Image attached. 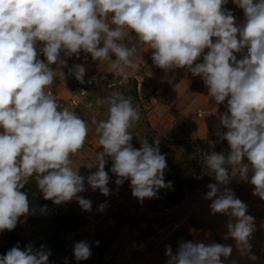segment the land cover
Returning <instances> with one entry per match:
<instances>
[{"label": "clouds", "instance_id": "9594fccd", "mask_svg": "<svg viewBox=\"0 0 264 264\" xmlns=\"http://www.w3.org/2000/svg\"><path fill=\"white\" fill-rule=\"evenodd\" d=\"M229 0H0V232L12 231L30 212L28 193L32 180L44 200L60 205L76 200L90 212L92 201L80 194H110L115 184L130 181L138 202L158 198L165 182L166 156L159 141L139 137L133 146L132 130L140 112L132 97L113 91L98 105L107 117L91 124L102 150L87 177L73 156L85 145L89 125L80 115L61 108L50 91L55 80L65 78L67 60L90 54L93 61L110 62L117 76L127 81L138 67L135 39L152 49L153 64L167 71L183 69L199 77L215 104H224L216 135L226 140L227 154L210 152L204 164L215 183L207 185L205 199L212 214L229 217L227 237L244 252L251 251L254 218L247 205L228 185L234 180L254 186L253 195L264 201V0H231L244 14L242 22L225 7ZM43 55L44 60L40 59ZM239 54V58H238ZM202 61V62H201ZM55 66V68L53 67ZM69 73L83 84L86 68L75 64ZM245 159L247 162H245ZM251 174V175H250ZM107 205L102 203L98 211ZM234 221V222H233ZM99 245V241L95 242ZM92 245H73L76 261L91 257ZM230 245L181 241L173 253L166 245V264H223L232 254ZM46 245L19 243L0 255V264H50ZM250 259L256 260L255 255ZM67 264V258H65ZM232 264H237L232 261Z\"/></svg>", "mask_w": 264, "mask_h": 264}, {"label": "crops", "instance_id": "0c3cea01", "mask_svg": "<svg viewBox=\"0 0 264 264\" xmlns=\"http://www.w3.org/2000/svg\"><path fill=\"white\" fill-rule=\"evenodd\" d=\"M225 7L233 12L238 22L243 21V11L232 4L231 0ZM126 43H128L129 47L136 49L134 60L138 65L135 71L129 70L132 72L129 78H134L138 74L143 76L139 99L143 104H146L147 121H155V125L151 124L153 127L162 129L170 137L177 140H213L218 138L216 135L217 130L226 131L220 126L219 120V117L226 111V101L224 104H215L212 98L208 96V90L199 77H194L183 69L166 72L153 64L151 59L153 50L148 49L147 45H141L135 39L128 40ZM62 58L66 59L63 55ZM77 64H83L86 68L84 78L92 72L102 71L113 75L114 78L122 79V77L111 71L110 62L108 61L99 63L91 58L89 61L80 60ZM67 65V68L62 69L65 78L60 80L57 77L54 85L50 87V91L55 95L61 108L65 107L70 90L79 82L68 71L73 64L67 60ZM53 67L55 68V66ZM83 111L92 113L95 112V107L91 110L80 108V113ZM82 118L85 120L84 116ZM245 162H247L246 159ZM76 165H81L79 172L85 177L95 172L92 168H88L90 165H85L83 162L78 161L74 166ZM108 187L110 189L108 196L102 195L99 190L93 191L89 187L92 190V201H96L95 213L103 200L114 198L116 189L109 185ZM228 187L233 190L237 198L247 205V214L254 218L255 231L250 239V252H244L234 239L226 238L229 217L221 214H212L209 207L211 201L205 199L206 194L201 192L194 193L179 208H185L194 217L215 228L218 238L215 239L207 229L194 221L186 223L183 226V230L189 236V241L194 243L230 245L233 249L232 254L228 258L221 257L223 264H232V261H236L237 264H264V201L253 195L254 186L248 182H239L234 179ZM80 195L83 196L82 193ZM64 204L85 214L86 218H90L93 214L82 210L75 199ZM110 221V219H107V223L109 222L107 226L112 228ZM170 237L171 235L166 238L164 236L162 239L159 238L160 240L154 243L158 247L153 249L148 257L144 258L133 254L131 255V261L128 260L130 254L124 250V247L118 248L114 240L105 254V262L107 264H166L169 259L165 254L166 245H171L173 253L179 248V246H173L169 242ZM251 255H255L256 260L250 259Z\"/></svg>", "mask_w": 264, "mask_h": 264}, {"label": "trees", "instance_id": "16d2710c", "mask_svg": "<svg viewBox=\"0 0 264 264\" xmlns=\"http://www.w3.org/2000/svg\"><path fill=\"white\" fill-rule=\"evenodd\" d=\"M84 56V53L80 55V57ZM40 59H45L42 54ZM120 80L123 79L107 74V81ZM124 82L122 85H116V88L125 95L131 96L133 104L134 102L140 104L145 120L138 125L137 133L153 143L155 140L159 141L160 151L166 156L167 161L165 182H172L171 188L161 189L158 192V198H152L150 202L155 208L160 206L162 209L172 210L189 195L198 191L202 185L207 187L208 184L216 182L204 164V155L213 151L227 154L230 150L228 143L219 137L213 140H177L167 139L160 135L147 121L146 107L140 103L136 81L129 78ZM102 84L108 88L107 82ZM88 100L95 107L92 94ZM23 191L28 193L30 201V217L26 221L27 227L23 226L24 217H21L14 230L0 232V255L5 254L17 243L23 249L27 243L20 237V233L28 231L37 236L34 247L39 248L40 245H46L51 251L50 264H65V258H67V264H107L105 254L114 242L109 229L106 228L101 233L89 236L90 239L87 242L92 245V255L89 259L78 262L72 250L75 242L83 240V235L88 237L83 231L89 224L86 217L64 203L56 205L51 200H44L34 180L26 185ZM175 236L179 242L184 241L181 240L183 235L180 232H176ZM96 241H99L98 246L95 245Z\"/></svg>", "mask_w": 264, "mask_h": 264}, {"label": "rangeland", "instance_id": "374dc122", "mask_svg": "<svg viewBox=\"0 0 264 264\" xmlns=\"http://www.w3.org/2000/svg\"><path fill=\"white\" fill-rule=\"evenodd\" d=\"M82 54L83 53H81V55ZM123 83L125 82L123 81ZM142 85H143V82L142 84H140L139 88L137 89L138 97H139L140 88L142 87ZM116 87L117 86H111L110 88L109 87L105 88L102 83H99L94 88L93 93H92V100L94 102L95 112L90 113L88 111H83L81 113V115L84 116L85 120H87L88 122L89 134H88V137L86 139L85 145L82 148V150L78 154L73 156V160L75 161V163L80 161V162H83L85 165L92 166L95 164L96 155L99 151L102 150V146H100L98 143V136L94 131L95 126L91 124V118L95 116L97 120H103V119H106L107 117L106 107L103 105L96 104L95 101L97 99H103L104 97L108 96L113 91H119ZM140 103L144 107L146 106V104H143L141 100H140ZM133 105L137 107L140 112V120L138 124L136 125V127L132 130V134H133L132 144L135 148L138 149L140 147L139 137L141 136L140 134L137 133V128H138V125H140V122L145 121V120H144V117L142 116L140 104L134 102ZM146 112H147V109H146ZM149 123L152 129L156 130L158 133H160V135L166 137L167 139H173L167 133H165L162 129H158L155 126L153 127L151 124L155 125V121H149ZM149 143L151 144L153 143V141H149ZM111 163H112L111 160H109L108 163L106 164L105 170L109 172V176L111 177L108 185L115 188L116 190H115V193H114L115 196L113 199L111 198V200L110 199L108 200L107 198L102 201V203H105L107 205L105 210L101 212V211H98L97 209V212L96 213L94 212L95 211L94 209L96 207L95 205L96 201L95 200L92 201V198H91L92 190H90L87 184L85 185L87 188V191L82 193L84 198L92 201V208H91V211L88 213H93L92 216H90V218H86L89 221V224L87 225L86 229L83 231L86 232L88 237L83 235V240L88 241L90 239L89 236H92L96 233H101L107 228L109 229L110 236H112L113 240H115V245L118 248L124 247V250L127 253H129L127 250V246L133 241H137V240L141 241V240L148 239L150 243L154 244L155 242H158L160 240L159 238L162 239L163 236L166 238L168 235H171L169 242L173 246H179L180 242L176 239L175 234L173 233L170 234V232L166 230H162L160 231V233L158 231V228L161 227L160 225L167 224L168 222L167 219H164V218L162 219L161 217L160 218L157 217L155 219L154 217L146 215L145 213L140 211V209H146L150 211L157 209L153 206V203L150 202V199H145L143 203L138 202L137 199L134 198L131 194L130 181H125L124 184L120 186H117L115 184L116 177L110 172ZM92 169L96 171L95 167H93ZM87 176L88 175H86V177ZM207 191L208 189L206 185H202L199 188V190L196 191L195 193L201 192L203 194H206ZM193 194L189 195L185 200L190 198ZM181 204L179 206H181ZM179 206L174 208V211L178 213H182V212L189 213L185 208H181V207L179 208ZM177 208L179 209L177 210ZM78 213L80 212L78 211ZM82 215L85 216V214H82ZM29 217H30V214L24 216V220H23L24 227H27L26 221ZM107 219L111 220L110 223H112V228L107 226V224H109V222L107 223ZM185 224L186 223H183L180 228L183 229V226ZM20 237L27 244L32 243L34 245L37 241V236L28 231H24L20 233ZM181 240H184L183 237ZM129 254H130V258H128V260L131 261L132 260L131 255L133 254L131 253Z\"/></svg>", "mask_w": 264, "mask_h": 264}, {"label": "built area", "instance_id": "2783aa9c", "mask_svg": "<svg viewBox=\"0 0 264 264\" xmlns=\"http://www.w3.org/2000/svg\"><path fill=\"white\" fill-rule=\"evenodd\" d=\"M73 65L77 64L80 60H85L84 57L77 58L76 56H73L71 58H67ZM91 59V56H87V59L85 61H89ZM137 83V89L139 88L140 84L143 82V76L138 74L136 77L133 78ZM84 83L81 84L78 82L75 87H73L70 90L69 98L65 103L64 108H68L69 110L75 111L78 115L81 116L80 108H84L86 110L93 109V105L89 102V97L93 93L94 88L99 83L107 82V86L110 88L111 86L116 85H122L123 81H107V74L99 71V72H92L87 77L84 78ZM82 117V116H81ZM140 209V208H139ZM141 212L145 213L146 215H149L151 217H154L155 219L158 218H164L167 219L168 222L165 225H159L161 227L158 228V231L166 230L170 232V234H175L176 232H180L183 235V239L186 241H189V236L184 232L183 229L180 227L183 223H189L190 221H194L197 224L201 225L205 229H207L214 237L217 239V232L215 228L212 226L204 223L200 219L194 217L192 214L187 212L178 213L172 210H165L159 207L155 210H146V209H140ZM168 235V234H167ZM165 238V237H164ZM158 245L150 243L148 239L146 240H137L131 242L127 246V250L131 254H137L141 257H148L153 249L157 248Z\"/></svg>", "mask_w": 264, "mask_h": 264}]
</instances>
